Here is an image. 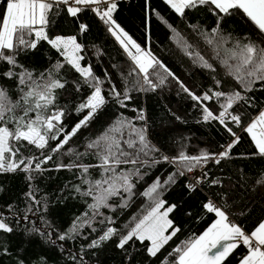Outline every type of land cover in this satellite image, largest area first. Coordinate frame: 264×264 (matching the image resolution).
<instances>
[{
	"label": "trees",
	"instance_id": "obj_1",
	"mask_svg": "<svg viewBox=\"0 0 264 264\" xmlns=\"http://www.w3.org/2000/svg\"><path fill=\"white\" fill-rule=\"evenodd\" d=\"M113 3L116 4L112 13L115 24L173 75L168 76L158 65L154 66L149 69V79L157 86L154 90L148 88L143 85L144 74L139 72L100 16L88 6H82L83 10L75 17L68 14L66 6H54L48 14L47 35L50 39L76 37L82 47L80 65L90 67L93 76L101 81L106 102L59 152L50 151L59 141L49 140L44 150L22 142L26 146L20 148L16 160L33 159L35 163L36 157L43 159L41 151L45 156L52 155V159L42 165L44 171L25 173L17 169L0 173V220L12 228L10 233L0 231V264H161L163 258L174 262L178 257L168 253L202 235L216 220L215 214L203 207L210 199L247 234L264 221V185L258 183L264 179V157L255 154V144L243 130L264 109V81L257 80L251 85L252 90L246 91L234 76L228 75L221 62L222 58H227L226 53L221 50L217 57L213 46L206 42L217 26V16L209 11L210 6L185 9L180 16L164 0H116ZM2 8L0 0V10ZM82 24L87 26L86 31L80 30ZM257 31L242 14L225 16L220 23V34L226 37L230 34L231 39L223 48H231L236 39L244 36L255 39ZM197 54L212 67H203ZM16 60L18 67L0 62V88L6 90L15 103L23 95L21 88L28 90L19 85L20 74L31 73L32 79L40 82L59 79L65 87L54 90V104L45 115L63 111L61 128L65 133L70 132L89 111L78 109L94 88L84 83V78L47 41H39L35 50L19 51ZM57 63L63 64L58 71L55 70ZM229 63L235 65L236 61L229 60ZM8 70L17 75L4 76ZM50 71L52 76L48 75ZM158 76L165 78L163 84ZM177 81L197 96L207 94L211 98L198 104ZM140 85L147 90H140ZM113 86L125 106L111 94ZM235 91L244 99L234 101L228 111L240 115L241 125L232 122L230 116L224 119L227 127L239 137V143L232 148L229 158L218 164L214 159L198 165L193 162L192 170L201 169L204 177L195 190L190 191L185 176L189 172L188 162H179L178 158L181 153L187 156L219 154L224 151L222 146L235 139L218 119H203V107L218 116L224 110L220 105L226 104V97ZM125 92L130 99H125ZM214 92L225 95L216 98ZM23 115L22 108H17L15 116ZM35 115V112L30 113L25 120L34 119ZM7 126L12 129L14 124ZM115 128L120 131H114ZM141 131L148 148L139 153L137 164L122 163L116 166L114 174L90 167L89 173L82 175L79 167H59L73 163L97 165L99 160L93 154L96 150L87 149V144L106 133L120 141L123 151L135 155L141 147L138 137ZM129 139L136 142L134 148L127 147L125 141ZM69 149L72 154H68ZM83 153L87 154L78 155ZM203 165L207 167L203 169ZM122 175H129L133 185L131 193L120 186ZM29 176L32 179H28ZM169 176L173 180L167 182ZM102 177L109 178L119 190L107 199V206L94 213L89 205L96 203L93 195L99 193L88 196L82 193ZM86 179L89 183L84 182ZM157 180L160 183L157 192L151 197L144 195ZM107 187L109 185L105 184L104 188ZM157 200H164L165 208L175 206L168 215L172 221L168 232L179 229L176 235L157 257L148 255V241L141 243L133 238L124 249L118 248L120 237L147 215ZM73 224L77 225L74 232L71 231ZM109 227L116 229V235L98 247H89ZM60 235L66 238L60 240ZM246 251L245 247H238L223 264H238Z\"/></svg>",
	"mask_w": 264,
	"mask_h": 264
},
{
	"label": "snow or ice",
	"instance_id": "obj_2",
	"mask_svg": "<svg viewBox=\"0 0 264 264\" xmlns=\"http://www.w3.org/2000/svg\"><path fill=\"white\" fill-rule=\"evenodd\" d=\"M101 2L108 5L106 10L101 11L99 7H93L92 11L96 12L109 25L108 31L116 38L124 51L128 53L139 71L144 74L143 85H147L152 90L157 86L149 79V69L156 65L163 69L168 76L173 75L150 52L142 50L119 25L115 24V21L112 20V13L116 9V4L112 3L111 0H2L3 8L0 10V62H6L12 67H18L16 56L19 51L26 49L35 50L39 41H47L53 49L64 57L67 64L84 78V83L94 88V91L85 103L79 105L78 111L88 109L87 114L70 132L65 133L63 128H61L62 117L64 116L63 111L57 110L45 115L49 107L54 104V90L65 87V84L59 79H46L40 82L34 81L31 73L20 74L18 83L19 85L26 86L28 90L24 91V88H21L23 95L20 97V101L15 103L9 99L6 90L0 88V173L15 172L17 169L25 173L44 171L42 165L51 160L52 155L45 156L43 151H41L43 159L36 157L35 163L33 159L21 158L16 160L15 157L19 154L20 148L26 146L22 142H27V145H34L35 148L44 150L48 146L49 140L59 141L55 147L50 149L53 154L59 152L77 134L81 127L87 126L97 110L105 104V97L102 95L100 87L101 81L93 76L90 67H81L80 65V60L83 57L79 56L78 53L82 51V47L77 42L76 37L65 38L57 36L50 39L45 31V27L49 22L48 14L53 10L54 6H66L68 14L75 17L83 10V7L78 6L99 5ZM165 3L180 16L184 15L185 9L210 6L209 11L214 16H217V26L212 29V34L206 39V42L213 46L217 57H219L221 50L226 53L227 58H222L221 62L227 68L228 75L234 76L246 91H251V85L257 80L264 81V0H165ZM234 14H242V17L250 21L255 26V29L258 30L257 35L255 39L251 36L238 38L231 48L224 49L223 45L229 43L231 35L229 34L226 37L220 34V23L225 16ZM86 28V25H80L82 32L86 31ZM129 46H131V49H135V53L131 51ZM197 57L202 62L203 67H212L203 56L197 54ZM229 60L236 61L235 65L230 64ZM62 67L63 64L57 63L55 70L58 71ZM3 75L12 78L17 74L8 70ZM48 75L52 76L53 72L50 71ZM158 79L161 84L164 83V77L158 76ZM177 82L180 83L179 81ZM217 84H219V81H217ZM143 85H140V90H147ZM180 87L198 104L202 100L206 101L211 98L207 94L202 97L197 96L184 86L183 83H180ZM111 94L118 99L122 107L125 106L124 101L119 99L120 93L116 91L114 86L111 89ZM213 95L216 98H220L225 93L214 92ZM124 97L125 99H130L127 92H125ZM226 99L227 103L220 105L224 110L220 111L218 116L214 115L207 107H203V119L204 121L218 119L219 123L225 125L227 131L235 139L226 146H222L224 147V151L219 154L210 155L203 153L200 156H187L181 153L178 158L179 162H188V171H192L194 164L198 165L201 161L207 162L209 159H214L217 164L220 163L222 159L229 158L232 148L239 143V137L232 128L227 127L224 118L230 116L232 122H235L237 126L241 125L240 115H233L228 110L233 107L234 101L242 100L244 97L241 96L239 91H235L228 95ZM17 108H22L24 112L23 116H15ZM33 112L36 113L35 118L25 120V116H29ZM140 118L143 119L142 113L140 114ZM9 123L14 124L12 129L7 126ZM243 130L248 133L254 142L257 149V153L255 154L264 157V111L260 112ZM114 131H120V129L115 128ZM61 135H63L62 140L60 139ZM138 137L141 147L136 150L135 155L123 151L120 147V141L106 133L104 136L87 144V149L96 150L93 154L99 160L97 165H76L73 163L59 167H79L82 170V175L89 173L90 167H97L102 169L104 173L111 172L114 174L116 166L122 163L137 164L139 153L144 152L148 148L142 131L138 133ZM11 141H15L17 144H13ZM125 143L128 148H134L136 144L131 139L125 141ZM152 151H155V149H152ZM68 154H72L71 149H69ZM85 154L87 153L78 155ZM145 155H147L146 152ZM164 159L167 160L168 157H164ZM22 165L23 167H21ZM129 175H122L119 179L122 181L120 186L126 192L131 193L133 185L129 182ZM205 175L207 174L205 173ZM28 179H32V177L29 176ZM172 180L173 177L169 176L167 182ZM84 182L89 183L87 179ZM197 183H200L199 178H197ZM258 183L264 185V179L258 181ZM105 184H108L109 187L104 188ZM159 187L160 183L157 180L144 195L151 197L157 192ZM188 187L190 191L195 190L192 185ZM118 190L119 188L114 182L109 178L102 177L100 180H96L89 187L88 191L82 193V195L88 196L93 195L94 192L99 193L93 195L96 203L89 205L94 213H98L99 208L107 206V199L117 194ZM76 191H80L79 187L76 188ZM165 203L164 200H157L151 211L136 222L126 235L120 237L117 247L124 249L129 241H133V238L141 243L149 241L150 246L146 247L147 253L151 257H157L161 249L179 231V229H173L169 235H165V232L172 227V221L167 219V217L175 207L172 205L165 208ZM203 207L208 213L215 214L217 217L215 222L202 235L185 241L181 247H176L172 252L168 253L169 256L178 257V259H175L173 262L167 258H163L161 264H223L233 250L238 247L239 242H242L247 247V254L243 256L240 264H264V250H262L264 249V222L259 223L250 234H246L240 226L231 223L225 211L217 207L211 200L205 203ZM161 209H164V211H161ZM76 228L77 225L73 224L71 231H76ZM0 231L10 233L12 232V228L0 220ZM114 235H116V229L109 227L89 247H98L101 242L108 241ZM65 238V235L59 236L60 240H64Z\"/></svg>",
	"mask_w": 264,
	"mask_h": 264
},
{
	"label": "built area",
	"instance_id": "obj_3",
	"mask_svg": "<svg viewBox=\"0 0 264 264\" xmlns=\"http://www.w3.org/2000/svg\"><path fill=\"white\" fill-rule=\"evenodd\" d=\"M95 7H99V9L101 11L106 10V8L108 7V5L106 3L101 2L99 5L95 6ZM91 10L93 7H89ZM96 13V12H95ZM206 165H203V169L206 168ZM203 171L201 169L199 170H192L189 171L185 176L188 180V185H192L194 187H197L199 183H197V178L202 179L204 177L203 175ZM211 200V199H210ZM217 207H219L213 200H211ZM230 221V220H229ZM247 234V233H246ZM264 250V249H262Z\"/></svg>",
	"mask_w": 264,
	"mask_h": 264
},
{
	"label": "crops",
	"instance_id": "obj_4",
	"mask_svg": "<svg viewBox=\"0 0 264 264\" xmlns=\"http://www.w3.org/2000/svg\"><path fill=\"white\" fill-rule=\"evenodd\" d=\"M114 1H116V0H111L112 3H113ZM164 1H165V0H164ZM95 6H97V5H89L88 7H95ZM78 7H82V6H78ZM173 10H174V9H173ZM174 11H175V10H174ZM177 14H178V13H177ZM262 111H264V109H263ZM262 111H261V112H262ZM259 113H260V112H259ZM258 115H259V114H258ZM258 115H257V116H258ZM257 116H256V117H257ZM256 117H255V118H256ZM255 118H254V119H255ZM254 119H253V120H254ZM253 120H252V121H253ZM252 121H251V122H252ZM246 127H247V126H246ZM250 138H251V137H250ZM216 219H217V217H216ZM214 222H215V221H214ZM214 222H213V223H214ZM230 222H231V221H230ZM263 222H264V221H263ZM231 223H232V222H231ZM209 227H210V226H209ZM240 246H243V247H245V248L247 249V247L244 246L242 242H239V243H238V247H240ZM238 247H237V248H238ZM237 248H236V249H237ZM236 249H235V250H236ZM233 251H234V250H233ZM246 254H247V251L244 253L243 256H245ZM243 256L240 258L238 264H240L241 259L243 258Z\"/></svg>",
	"mask_w": 264,
	"mask_h": 264
},
{
	"label": "rangeland",
	"instance_id": "obj_5",
	"mask_svg": "<svg viewBox=\"0 0 264 264\" xmlns=\"http://www.w3.org/2000/svg\"><path fill=\"white\" fill-rule=\"evenodd\" d=\"M65 38H67V37H65ZM116 39V38H115ZM118 42V41H117ZM119 43V42H118ZM119 45H120V43H119ZM121 46V45H120ZM121 48L123 49V47L121 46ZM129 48L131 49V46H129ZM131 51L133 52V53H135V49H131ZM146 52V51H145ZM127 53V52H126ZM128 54V53H127ZM78 55H79V53H78ZM129 56V55H128ZM133 62V61H132ZM133 64H134V62H133ZM135 65V64H134ZM136 66V65H135ZM82 67V66H81ZM138 69V68H137ZM139 70V69H138ZM140 72V71H139ZM141 73V72H140ZM141 74H143V73H141ZM161 211H164V209H161ZM167 219H168V217H167ZM170 230V228L165 232V235H169L170 233L168 232ZM149 242V241H148ZM149 246H150V242H149Z\"/></svg>",
	"mask_w": 264,
	"mask_h": 264
}]
</instances>
